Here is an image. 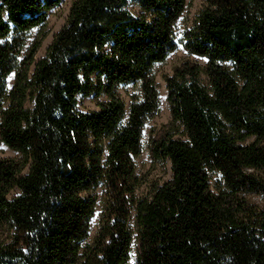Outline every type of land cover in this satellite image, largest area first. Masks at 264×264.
<instances>
[{
    "label": "trees",
    "instance_id": "16d2710c",
    "mask_svg": "<svg viewBox=\"0 0 264 264\" xmlns=\"http://www.w3.org/2000/svg\"><path fill=\"white\" fill-rule=\"evenodd\" d=\"M61 2L0 0V264H264V0H74L36 59Z\"/></svg>",
    "mask_w": 264,
    "mask_h": 264
},
{
    "label": "rangeland",
    "instance_id": "374dc122",
    "mask_svg": "<svg viewBox=\"0 0 264 264\" xmlns=\"http://www.w3.org/2000/svg\"><path fill=\"white\" fill-rule=\"evenodd\" d=\"M74 0H62L61 4L50 11L48 14V20H47V36L42 41L41 47L38 50L36 54V59H39L44 56L48 45L51 43V40L53 36L59 32L60 28L65 24L69 7L71 6L72 2ZM204 3V0H188L187 7L185 9V14L182 18V22L178 24L179 31L182 30L183 21L187 20L189 22L190 19H192L198 12L202 4ZM179 38V37H178ZM194 60L203 65L205 63V60L198 58V57H187L185 54L183 47L181 44L178 45V48L175 50V52L171 53L166 61L160 66H157L155 69L156 73V82L158 84L159 89V104L160 105V113L150 119L144 127L143 130V136H144V149L143 153L139 158L135 160V164L137 167V170L140 174L148 173L149 177L154 179H159L160 181H164L170 176V167L167 163L159 164V163H152L150 158L148 157V152L145 150L148 140V134L151 129H156L161 127L162 125L166 124L170 119V113L168 104L166 102V89L165 84L163 80L164 74H171V70L175 65L179 64L180 62L184 60ZM12 81V78L10 79V82ZM120 93L124 96L126 102L128 103V97L126 93L130 94L135 92V90L132 89V87H123L120 88ZM104 97H100V100H104ZM77 107L80 111L84 110H97L98 107L95 105V102L93 101L92 97H84L79 98ZM15 153L0 143V159L2 158H8V157H14ZM249 201L252 202L255 205H259L260 207H264V197L260 195H249ZM96 222V218L93 219V223ZM128 264H135V260L133 258L130 259V262Z\"/></svg>",
    "mask_w": 264,
    "mask_h": 264
}]
</instances>
